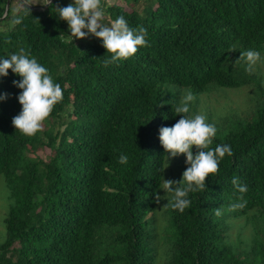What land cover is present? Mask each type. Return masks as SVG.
Listing matches in <instances>:
<instances>
[{
    "label": "trees",
    "instance_id": "16d2710c",
    "mask_svg": "<svg viewBox=\"0 0 264 264\" xmlns=\"http://www.w3.org/2000/svg\"><path fill=\"white\" fill-rule=\"evenodd\" d=\"M7 1L0 0V55L24 48L61 86L62 100L35 135H22L11 123L21 109V89L12 83L20 77L10 69L0 77L7 94L0 101V179L10 202L0 264H156L167 159L158 130L180 118L174 107L186 92L196 102L192 113L203 96L245 86L253 87L252 115L215 124L209 146L227 143L232 155L205 178V189L189 192L182 212L168 201L160 241L166 264H264V78L256 64L245 71L240 56L251 49L260 53L257 62L264 58V0H143V7L142 0H117L126 8L107 6L103 22L122 15L146 30L147 42L107 66L99 38L80 43L56 17L53 6L72 0L47 8V0H22L17 13L20 1L11 0L3 19ZM16 17L21 22L10 27ZM45 148L54 152L49 160L30 156ZM120 154L127 163L118 162ZM241 220L236 242L230 234Z\"/></svg>",
    "mask_w": 264,
    "mask_h": 264
},
{
    "label": "clouds",
    "instance_id": "9594fccd",
    "mask_svg": "<svg viewBox=\"0 0 264 264\" xmlns=\"http://www.w3.org/2000/svg\"><path fill=\"white\" fill-rule=\"evenodd\" d=\"M49 3L50 0H47L46 4ZM53 7L56 17L66 21L72 39L89 35L100 39L102 47L110 54L103 61L105 66L128 59L137 52L138 47L146 45V30L143 27H130L124 16H117L110 24H105L101 0H72L67 6ZM20 22L19 17L12 20L13 24ZM240 56L246 62L247 72H252L260 59V53L251 49L240 53ZM9 69L20 77L12 83L21 89L16 96L21 109L12 117L11 123L22 135H35L54 105L62 100V88L54 82L49 70L24 48L0 55V77L7 76ZM6 98V93H0V101ZM192 100V93L186 92L174 107L175 115L178 114L180 118L172 126L160 127L158 130V139L166 154L167 164L170 158L180 154L185 157L187 167L181 180H163L161 188L174 192L171 206L181 212L190 204L189 192L205 189V178L217 172L218 163L226 154L232 155L231 146L227 143L209 147L217 133V127L214 123L207 122L205 115L190 112ZM192 146L196 147L195 154L191 150ZM127 159L126 155L120 154L118 162L125 164ZM238 180V177H233L232 184L240 193L246 192L247 186L238 183Z\"/></svg>",
    "mask_w": 264,
    "mask_h": 264
},
{
    "label": "rangeland",
    "instance_id": "374dc122",
    "mask_svg": "<svg viewBox=\"0 0 264 264\" xmlns=\"http://www.w3.org/2000/svg\"><path fill=\"white\" fill-rule=\"evenodd\" d=\"M20 2H14L13 6V11L14 13H17L21 10L22 5H24V2L22 0H18ZM32 4L37 5V0H30ZM45 1V0H41ZM107 2V5H102V8L104 10V17L103 21H108L109 18L106 14L107 11V6H110L111 4H115L117 0H105ZM17 4H19V7ZM119 6H125L124 4H121L119 1L118 3ZM138 6L143 7L144 1L138 4ZM130 8V7H129ZM128 8V10H129ZM109 22V21H108ZM8 24L10 27H12V22L11 20L8 21ZM3 28L0 27V30ZM95 38L92 35H89L85 38H80L79 42L84 43L88 40H92ZM259 67V69L257 68ZM260 71V74L264 78V58L261 59L259 62L256 63V66L254 68V72ZM253 90V87L251 86H245L240 89H227V90H218L212 92L210 95L203 96L201 98V101L199 105L196 107L195 110H193V114L199 113L203 114L206 117L207 122L214 123V124H221L224 123L226 120L230 119H245L248 118L252 115L253 112V106L249 102V98L251 95V92ZM195 101L193 103H190V109L194 107ZM55 131L58 128V124L55 125ZM63 130V129H61ZM193 154L196 152V147L192 146ZM31 157H39L43 159L44 161L49 160L51 157L54 156V152L51 151L48 148L45 149H40L37 152H31L30 153ZM185 161V157L183 154H180L174 158H170L168 160L167 164V159H166V164H165V177L164 180H173L176 181L177 175H179L180 170L183 166V162ZM175 187V186H174ZM5 182L3 177L0 179V243L4 242L7 236L6 232V227L4 220L7 216V213L9 211L10 207V202L8 200V191L5 189ZM173 192L171 191H164L161 189L160 191V199H159V206L157 210V227H158V236H159V256H158V261L156 264H166L167 260L166 257L164 256V251L166 250L164 245H161L162 242L160 241L162 239V233H161V228L164 226H167V217H166V210L168 206V201H171L173 198ZM243 225V221L236 222L235 225L233 226V229L231 231V239L233 241H238L237 240V235L239 234V230L241 226ZM251 234L250 229L248 230H241L240 236L244 241H247L249 239V236Z\"/></svg>",
    "mask_w": 264,
    "mask_h": 264
},
{
    "label": "water",
    "instance_id": "95a60500",
    "mask_svg": "<svg viewBox=\"0 0 264 264\" xmlns=\"http://www.w3.org/2000/svg\"><path fill=\"white\" fill-rule=\"evenodd\" d=\"M52 2H53V0H51L49 4H46L45 8H47ZM10 5H11V0H8L7 5H6V10H5V15H4L3 19L7 16L8 11L10 9Z\"/></svg>",
    "mask_w": 264,
    "mask_h": 264
}]
</instances>
